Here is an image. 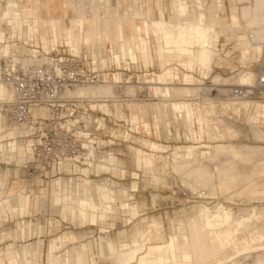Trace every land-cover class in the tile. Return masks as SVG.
I'll list each match as a JSON object with an SVG mask.
<instances>
[{
    "label": "rangeland",
    "instance_id": "374dc122",
    "mask_svg": "<svg viewBox=\"0 0 264 264\" xmlns=\"http://www.w3.org/2000/svg\"><path fill=\"white\" fill-rule=\"evenodd\" d=\"M80 1H83V0H68L69 7L71 9L70 17L73 16V13H76L75 16L82 19L83 15L86 12L85 11L86 8L89 10V11H87L89 17L93 16L96 13L97 8L88 7V5L86 3L84 5L83 12H81V9H77V7L75 5V2L80 3ZM204 1H205L207 12H210V6L215 2V0H204ZM102 2H104V3H102ZM189 2H191V0H189ZM225 2H226L228 9H227V12L225 14H223V17H225L227 22L232 21L234 23H233V26H229L228 28L225 29V31H227V30H229V31H227V33L225 35H222L221 40L218 41V43L216 42L217 45L214 46V48L217 51L219 50L218 51L219 53H217L218 55H216V61L214 62V69L212 71V74L209 77H206L204 75V72L202 71L203 68L200 64L196 65L194 68H190V69H184L182 67L184 69V72H185L183 77H181L180 74L178 73V78H181L184 81H187L188 78H192L195 80V82L200 83L201 86H207L208 89L206 91L207 92L206 96H208V92L210 90H212V88H215V89L217 88L218 90L220 89V92H221V91H225V89L231 88V86H233V84L236 85L235 84L236 82L234 81L235 79H233V78H235L234 75H236L238 72H240L242 70H246V71L248 70L250 72L256 73V64L253 63V62H255L256 57H252L250 60H249V58L248 59L243 58V55H244L242 53L243 50L239 46H237V48H239V49H238V51H236V55H234V61L230 60V62H229L228 59L225 58L224 55L220 52L219 48H220V45L223 44L222 42H232L233 44H235L236 43L235 41L237 40V39H235L236 34L246 33V29L243 26L244 21L240 17V10H241V7L243 5L250 4L248 1L239 2L237 0H225ZM117 3H118L117 0H102L101 1L102 6L99 7V11H100V14H103V15H101L102 17L104 15L107 16V19H106L107 23L111 22L110 19L115 18V16L112 15V13H110V14L108 13L107 9L112 5L115 7V4H117ZM122 3H123V0H122ZM35 5H36V2H35ZM35 5L33 7H35ZM113 9H112V12H113ZM189 10L193 11L192 5L189 6ZM232 10L236 12L235 15H232ZM113 22H114V20L111 23H113ZM84 26H85V24L82 20L77 24L72 21L71 24L69 25V34H68L69 37L70 36L72 37V39H66V35H63L64 40L60 39L59 42L60 41H62L63 43L68 42V44H67L68 46H69V43L72 46L74 44H76V46L79 48L81 42L85 41V39H82L80 41V39L78 37L79 33L84 34L83 33V29H84L83 27ZM215 26H217V25H215ZM217 27L219 28V26H217ZM222 27H223V25H222ZM231 27H234L235 30L232 31ZM46 31H48V33H49L51 30H50V28L46 27ZM99 33L100 32H98V34ZM60 34H62V33H59V38H60ZM99 36H101V33L99 34ZM134 38L135 37H133V39L130 40V42H134ZM142 39H144L145 41H149L146 37H142ZM113 43H114V48L111 49V46H110L111 41L108 42L109 47L104 46L105 43L102 42V46L104 47L103 49L105 50L104 51L105 55L103 57L104 59L110 58V60H112V53H111L110 49L111 50L114 49L115 52H119V50H117V47L115 46L116 42L113 41ZM44 44L48 45V43L47 44L44 43ZM223 45H226V44H223ZM194 46L198 47L199 42L196 41V44ZM5 47H6L5 52L7 54L8 52H10L11 46H10V44H7ZM179 47H181V46H179ZM234 47H235V45H234ZM25 52H26V49H25ZM255 53H256V51H255ZM166 56L167 57L177 56L179 58H182V60H179V62L184 61L186 59V56H179L178 54L166 55ZM166 56L163 58H167ZM241 57L244 60L247 59V61L245 60L247 65L245 64V62L243 65L241 64V62H240V61H242ZM1 58H0V60H1ZM250 66H251V68H250ZM176 67H177V70H179V68L181 69V67L178 65ZM194 72H196V74L199 73V75L201 74L202 77H200L197 80L195 78ZM159 73L160 72H157V74H159ZM218 74L223 77V80L225 78L224 83L220 82V83L215 84V82L212 81L214 76L218 75ZM153 79H154L153 82L155 83L154 85L156 86V89H157V86H160L161 82H157L155 78H153ZM226 79L228 80L227 83H226ZM113 81L120 82L122 80H114L113 79L110 82H113ZM153 82L150 81V83H153ZM106 83H108V82H106ZM105 84L103 83V85H105ZM132 84L130 83V85H132ZM225 84H227V85H225ZM128 85L126 84L127 87H128ZM135 85L137 86V84H135ZM99 86L100 85H97V86H94L93 88L94 89L96 87L99 88ZM164 86L165 87L163 89L165 92L163 91L164 94L163 93L162 94L165 97H168V95L169 96L172 95L173 98H178L179 101L187 100V99L200 98V96H198L197 94L192 95V97H187L183 93H181V94L177 93L172 88L168 87V85H164ZM85 87L88 88V86H85ZM127 89L130 91L129 88H127ZM135 89L138 91L140 90L139 87H136ZM126 90H125V92L127 93ZM129 91H128V94H130ZM136 92L137 91H134V94ZM121 93H122V90H118V93H117L118 96H115V97L113 96L114 98L113 97L105 98V100H107L108 103L110 104V109L113 112V113L111 112V114H106L102 110H99L97 108L94 109L92 107V109L95 110V113L93 114V118L97 117L99 122H103L104 117H105V126L107 129L106 133H109V134L113 133L114 135L121 137V139H120L121 142L117 141V143L115 145H112L110 148H107V151H109V152H115L116 151L115 158L120 159L119 163L116 162V164H118V166H119V169H115L113 171H110L112 173L108 174V175H106V174L101 175L100 177H97V178H95L94 176L91 177L94 180V182H96V183H102L104 181H109L110 185L112 184L114 187H118L116 189L120 193V197L118 198V200L113 202V203H110V201H109V203L104 202V206L110 205L107 209L113 211V213H107L105 211L106 207H104V208L101 207L98 210V212H96L95 214H89L88 213V214H85L81 217L79 207L76 206L78 203V199H79V196L77 195V188L79 185L85 187L86 185L88 186L90 183H94L92 180H90L86 176L83 177L82 180H81V177H79L80 175L77 176V178L74 176L65 175V174H63L59 177L54 176V177H52V180L49 181V183L46 187L47 182L45 180L43 181L42 178H40L39 176H35V175L30 176V175L24 174V173H22V171H20V172H18V174L15 177H12L11 179H12V181L13 180L17 181L19 183V186H21V185L27 186L26 190L29 193H32V190H30V188H32V189L36 188L37 193H39L41 188H46L44 190V192L42 193V195L39 197L41 199L42 208L40 205L39 211L33 210V212L31 214H28V215H26L20 219L13 217L12 214H9L6 218H3V219L0 218V230L5 229L8 232L12 231L14 233L15 229H20V226L18 224L19 221H21V224L24 225V222H22V221H25V220L28 221L31 219L30 216H33V217H37V220H33L34 222H36V223H34L33 228H34V234H35V236H37L38 234L36 232H37L38 225L44 224V218L45 217H51V218H53L54 221L56 220L57 224H62V230L60 231L59 234H57L53 238H58L60 236H73V237H75V239H70V240H67L65 242V245H64L63 249L61 250V253H64L66 249H70V256L73 257V254H74L73 251L77 250L76 257H74L75 264H85L88 261V253L93 251L90 247L91 242L83 245V247L80 246L81 243H87L90 240L87 237L86 231L91 230L92 227L89 224L83 227V225H85L89 219L91 220L92 217L100 216V215H107V214H111V215L122 214V215H125L128 217L132 216L133 218H135V217L139 216L141 213V215L134 221V223L131 224V226H133L132 229L135 231V233H142L145 231L148 232L149 230H151L148 225H149V221L152 217L153 218L159 217L160 223H162L164 225V227L162 226V229L164 231V236H163L164 239L161 240L163 238L162 237L161 239L157 240V242H156V239L153 238L152 240H150L148 242V246H150L151 244L158 243V241L159 242L162 241V243H163L166 241V236L172 235L173 233H175V235H176V233H177L178 238H181V240L178 239L179 244L180 243H182L181 245H185V243L190 244L189 240L190 241L192 240L191 242H193V244H195L194 245V251L196 252V254H195L196 256L194 258L195 262H192V263L193 264H199L200 263L198 261L199 254L205 252L206 247H205V245H203L201 243L196 244L195 234L192 231H190L188 228V219H189V217H191L193 215L195 210L200 209L203 207V205H207V204L206 203L200 204L198 202L186 203L181 196H175L176 199H179V202L181 204H176L174 207H170L167 201L169 199L174 198V196H172L173 187H180V186L184 185L190 189H193V187L195 186L196 187L195 190L205 189V188L207 190L209 188V187H206L208 185H206L204 183H203L204 185L203 184L201 185L200 183H198L195 180L194 177L187 175L188 170H189V172H191V170L193 172V168H194V173H195L200 167L201 169H203L202 172L200 171L201 175L204 174L203 177H206L205 179L207 180V182L208 183L211 182L215 186V187H212L213 185L211 186L215 190H213V191H210L209 189L207 190L209 192V195L214 199V202L212 204L207 205L208 207L215 209L217 207V205H222L223 207H225L228 210L232 209L231 211L234 212L235 214H238V215H242V214L243 215H249V214H251V210H252V212L258 211V210L264 212V176H262L263 177L262 178L261 176L256 175V174L260 173L259 170L263 169L264 161L262 159H260V157L259 158H257V157L256 158H247V159L245 158L246 160L240 159V161H239V159L237 160L232 156H230V157L228 156L227 158H226V156H223L222 158H220V156H218V158H219L218 159V158H216L217 156L215 155L217 153L216 147L219 144H231V145L242 146V147L244 146L246 148H249L250 146H251V148L252 147L264 148V99L263 100L262 99L256 100L252 105L250 104V106H249V104H241V106H247L248 108H245V110L243 111L244 112L243 116L240 119H235L232 117H228V118L224 117V118L230 120L231 123L235 124L238 127V129L239 128L241 129V130H239L238 135H236V134H235L236 136L234 135L235 137L231 136L228 138V135H227V132L225 129L226 122H221L222 124H221L220 128H218V132L222 136H224L225 138L216 139L214 137V135L212 136L210 134H209V136H210L209 137L207 134L208 133L207 128H206V132H204L202 134H198L197 136L193 135V133L194 134L196 133V130H199V127L196 125L197 123L195 122L193 115H190L186 121L188 123H186V129L187 130L185 132L184 128L182 127V125L178 121V119L175 120V118H174L175 117V111L169 112V110H168L167 113L165 114V116L159 117L160 134H161V140H159L158 134H155V130L153 127V120L150 116V113L145 114L146 116H144V118L140 116L141 121L144 119L145 121L151 122L152 128L150 127V130H147L146 132H144V127H142V125H143L142 122L140 123V125H136L132 122V110L127 105V103L136 102V101L135 100H133V101L126 100V96L123 93H122L123 94L122 95ZM178 94H180V95H178ZM118 100H119V102H121L123 104L122 109L125 112L126 118H120L119 113L117 112V101ZM95 101L96 100L93 99V101L91 103H93ZM195 105L199 106L198 104H195ZM113 106L116 107V110ZM197 110H199V109H197ZM208 110H211L210 104L206 105L203 108L204 112H206ZM102 112L108 116L104 115ZM211 114H216V116L222 117L221 111H220V105H217L215 111L212 112ZM211 114L209 115L210 116L209 117L210 122L217 123L216 119L218 120L220 117L215 118ZM101 116H103V117H101ZM166 121H169V123H170L169 126L166 125ZM255 123H259V125H261L260 129L262 131L260 133L263 132V135L261 134L262 137H261L258 130H257V132L255 131V134H254L253 130L257 129V127H260V126L252 127V126H255ZM218 125H220V123H218ZM29 127H30V124H25V125L19 126L18 128H9V131H11V132L16 131V133H17V137L7 136L10 138H13V141H14L13 144L10 145V147L11 146L14 147L17 143H19L18 141H22V143H25L26 146L28 145V141L24 140V136L26 134V131L29 130ZM88 127H91L90 122L88 123ZM4 129L5 128H3V126L0 124V136H1V138L6 134L5 132L3 133ZM192 131H193V133H192ZM2 133H3V135H2ZM128 133L132 134L133 136L151 139V140L156 141L158 143H162L167 147V152H164V153L163 152H156L155 149H157L158 147H156L154 145L151 147L152 150H149L148 147L142 145L140 142H134V140H132V139L127 140ZM178 133H180V135ZM186 137H188V138H186ZM2 139H0V141ZM25 139H27V138H25ZM0 143L2 144L3 142H0ZM109 143L112 144L114 142L113 141H111V142L106 141L103 144L106 145ZM1 144H0V160L6 161L7 159H11L14 157L15 159H17V160H14V163H16L17 165L12 166V165H7V164L6 165L0 164V180H1L0 181V184H1L0 187L6 185L7 181H8L4 169H8V168L18 169L19 168L18 162H20V161H18L19 158L17 156L15 149H14V151H15L14 152L13 149L8 148L7 144H6L5 148L2 149ZM129 145H134L136 147L142 148V149H144V151L147 150L148 152H153L157 155V157L159 155H163L164 157L168 158L169 163L167 165H165L161 158H157L156 164H155V167L153 170H151V171L148 170V169H151L148 167H147L148 169H145L146 166L144 165L143 168L145 169L146 172H148V173H146L144 170L138 169V167L136 165V158H135L134 153L137 154V152H138L137 148L131 146V149H130ZM181 145L182 146H197V147L202 146V145H207V147L202 146L200 148H197L194 155L191 156V157H193L192 160H190L191 159L190 157H189V159L187 158L188 156H186V152L184 151L185 149L184 150L182 149L180 151L181 155L179 156V158L182 157L181 159H179L178 157L175 158L174 154H175L176 148L178 146H181ZM27 148H28V152H32L31 147H27ZM202 150L205 152L207 150L210 153L212 151L213 154L207 153V156L209 155L208 160L207 159L203 160L202 158H207V157H205L206 155L205 156L202 155L203 157L201 156V153L203 152ZM117 152L121 153L122 156L117 155ZM142 153H143V151L140 153L141 164L143 163L142 162ZM171 153H172V155H171ZM182 153H183V155H185V158L188 160V162L190 160V163L186 162L187 160L184 158ZM211 155H213V156H211ZM108 156L109 155L106 152L105 158H107ZM209 157L210 158L212 157V159H209ZM213 157H215V158H213ZM174 159H176L177 161L176 160L175 161L179 163V164L177 163L178 164L177 166H176V164H174L175 163ZM182 159H183V161H182ZM140 160L138 161L139 163H140ZM179 160H181V162ZM11 162H13V161H11ZM180 163H181V165H183L182 168L180 167L181 166ZM258 163H259V165H257ZM111 165H112V163H111ZM256 165L259 166V167H257V170L259 168V170H258L259 173L255 169ZM142 166H143V164H142ZM216 166H217V168H216ZM239 169L241 170L240 172H239ZM105 170L109 171L110 168L105 166ZM122 171L123 172L126 171V173H123ZM134 171L139 172L140 176L138 178H134V176L132 175V172H134ZM242 171L244 172L243 177L245 179H243V180L241 179L242 182H240L241 180L238 181V186H236L237 184H235L234 186H232V188H228L227 186L225 187L226 183L229 180H230L229 182H231L233 177L236 176V178H237V174L241 173ZM65 172L69 173V169L66 168ZM243 172L241 174H243ZM251 172H252V176H250ZM161 173H162V176L160 175ZM153 174H155L156 176ZM205 174H206V176H205ZM85 175H87V174H85ZM252 177L258 178L256 180H258L259 181L258 183H260V184H257V187H254L256 185H252V186L249 185V182H250ZM191 178H193V180ZM58 179H62V181H63V186L61 189L63 194H72L70 201L74 204H73L72 210L69 211V214H68V211L65 209L64 205L61 204V202H60L61 197H62L61 194H59L57 196L51 195V194L49 195V189L51 188V183H53L55 180H58ZM189 179H191V180H189ZM134 181H138V190L135 192L136 197H135V194L131 191V187H130V185L134 184ZM190 181L192 184L190 183ZM192 181L194 182V185H193ZM221 184H225V185L223 186ZM190 185L192 188L190 187ZM30 186H32V187H30ZM223 187H225V188H223ZM246 187H247L248 191L245 189ZM234 188H236V189L234 190ZM85 192H87V191H85ZM132 193L134 194V198L130 199V194H132ZM213 194H215V195H213ZM21 197H22L21 195H16L13 197V201L16 203ZM160 200H161V202H160ZM86 203L89 206L90 203L88 201ZM134 204L138 205L137 206L138 211H139L138 214H133V212H132L131 205H134ZM35 206H36V204H35ZM253 209H254V211H253ZM15 213H16V215H19L20 210L16 209ZM63 215H64V217H63ZM143 217H146L143 219V223L140 224V226H138L136 229H134L135 224L141 223V219ZM171 218L172 219L175 218L174 221H175L177 229L173 230V228L170 226V219ZM255 218L256 217H254V219H252V222H249V225L250 224L256 225L257 229L258 230L260 229L259 231H261L263 233L264 232V218H260V219L259 218L255 219ZM63 220H65L66 223L63 222ZM93 220H95V219H93ZM52 226H53V223H51V227ZM244 227H246V228H244ZM246 229H247V226H243L241 231H245ZM153 230H155V229H153ZM43 231L44 230L42 228V233H40V235L43 234ZM31 234H32V230L29 231V235H31ZM257 234H259V233H257ZM257 234H254V236H251V234H250V236H249V239H251L250 241H252V243L254 245H258V246L260 244H264V238L262 240H260L259 237H255V236H257ZM183 235L188 236L190 238L188 240L183 241L182 240L184 237ZM10 236H11V234H10ZM9 237H7V238H9ZM7 238H6V240L4 239L5 241L0 243V248H4L6 250L7 245L14 241L13 239H7ZM53 238H49L48 241L43 240V238H41V240L44 242V244L41 245V249L44 247L48 248L49 242ZM147 239H149V235L145 239V241ZM36 240H39V239L37 238V239H34L32 241L18 242V243L19 244H29V243L36 241ZM102 240H105V239L102 238ZM74 245H76L75 248H74ZM130 245L131 244L127 243L126 246L123 245L121 249H118V248L117 249L122 250L124 248L129 247ZM16 247L19 248L20 252L23 251L24 248H28L31 250L30 245H23V246L15 245V248ZM84 248L86 249V253H85L86 261L80 262L79 252H80V250H82ZM51 250H52V247H51ZM235 250L237 251V248L229 249L228 252H226V253L229 257L230 256H232V257L236 256V258H234L233 261L228 260V262H227L225 257L227 258L228 256L225 253L226 256L224 257V260H223L225 262L223 264H232L233 262H237L238 264H257L259 260L264 258V254H263L264 250H261L262 252L259 251L260 253L257 252L258 254L255 251L254 252L252 251L251 253L248 254L249 258L246 257V254L237 257ZM109 255L111 257L110 253H109ZM19 256L20 255L16 254V257L11 259L13 264H19L18 263ZM63 256L65 258H67L65 253L63 254ZM223 256H224V254L221 255V257H223ZM112 257L113 258L116 257L117 262L119 264H123L119 260L118 255L116 256V254L115 255L113 254ZM211 259L212 260L209 259V261L207 260V262L210 263L213 260L215 262V260H216L215 258H211ZM244 259H246V260H244ZM240 261H242V262H240ZM138 262H136L134 264H138ZM6 264H10V262H7ZM186 264H190V263L188 262Z\"/></svg>",
    "mask_w": 264,
    "mask_h": 264
},
{
    "label": "bare ground",
    "instance_id": "6f19581e",
    "mask_svg": "<svg viewBox=\"0 0 264 264\" xmlns=\"http://www.w3.org/2000/svg\"><path fill=\"white\" fill-rule=\"evenodd\" d=\"M101 1L102 0H83V1H80V3L75 2V5L78 6L79 8H83L85 3L88 5V7L97 8L96 13L91 17L88 16L87 11H89V10L87 8L85 9L86 20L89 22L88 23L89 37L93 41L96 40V31L91 30V29H92V26L96 23V17L103 18V19L107 18V16L104 15L102 17L101 15H103V14H100L99 7L102 6ZM117 1H118V3L116 5L121 10L122 0H117ZM237 1H239V2L248 1L250 4H246V5H243L241 7L240 17L244 21L243 26L246 29V33L236 35L235 39H237V40L235 41L236 42L235 47L239 46L243 50V52H242L244 54L243 58H247V59L249 58V60H250L252 57H256L255 61H257L259 58V49L260 48L258 45H256L253 42V40L259 41V40L264 39V0H237ZM35 2H36L35 6H37L39 9H41L44 12V14L51 12V10H54L55 9L54 6H57L59 2H62V4L65 6L64 8H65L66 14L68 12V6H69L68 0H35ZM102 3H104V2H102ZM173 4L176 8L175 14L178 17L177 22H175V23L169 22L163 17L157 21H154V23H153L154 29L157 32V36H159L163 42V45L160 47V51L167 52L169 54H178L181 56H186V60L184 62H180L179 64L181 66H183L184 68L188 69V68L192 67V65L196 62V52L194 50V47H195L194 45L196 44V41H198L200 46L204 49V52H203L204 53L203 68L206 72V77H209L212 74V71L214 69V62L216 60V55H218L217 53H219L218 52L219 50L217 51L214 48V46L217 45L216 42L218 43V41H220V36H221L222 30L220 28H218L217 26H215L214 24H212L213 22L211 23V20L213 21V18L211 19V17L208 16L204 0H191V2H189V0H173ZM190 5H192L193 11L189 10ZM26 8H31V10L34 9V7L33 6L31 7L30 5L27 6ZM210 9H211V12L213 13V15L216 17L215 18L216 21L219 22L220 19L223 18V14H225L227 12V5H226L225 0H215V2L210 6ZM22 11L23 10L20 8V4H18L15 1H9L7 5H3L0 3V58L2 56L9 55L13 52V50L11 49L12 48L11 45H10L11 46L10 52H8L7 54L5 52L6 51L5 46L7 44H9V43H7V41H8L7 31L8 30H7V28H5V24L16 27V25H19L20 23H24V21L27 18H29L30 14L29 13L24 14ZM62 14H64V13H62ZM163 14H164V12H163ZM76 18L80 21L81 20L83 21L85 19L84 17L82 19H80L79 17H76ZM49 20L55 24V28L56 27L58 28V26H61L63 22H69V18L58 17L55 15H52L49 18ZM35 29H37V28L35 27ZM231 29L234 30L235 28L231 27ZM46 34H48L49 39L51 38V36L52 37L54 36L55 39L57 41H59L57 34H54L52 31H50L48 33V31H46V29H45L44 33L41 34L44 43H46V44L48 43V38H46ZM70 39H72L71 36H70ZM69 46L74 51H77L70 43H69ZM147 46H148L147 42L143 41L142 53L144 56L150 55V51H149ZM179 46H181V47H179ZM223 46H225V45H223ZM255 51H256V53H255ZM26 52L31 53L32 50L26 49ZM243 58H242V61L244 60ZM247 59H245V60L247 61ZM245 60L243 62L240 61L242 65L244 64V62L247 65ZM123 61H126V58L124 56L122 57V62ZM120 65H121V61H120V63H118V66H120ZM250 68H251V66H250ZM234 76H235V78H233V79H235L234 81L236 83L234 81L233 82L236 85H248V84H251L255 80L256 74H255V72H250L248 70L247 71L242 70ZM121 77H122V75H121ZM150 81L153 82L154 79H152ZM212 81L215 82V84L220 83V82L224 83L225 78L223 80V77L218 74V75L214 76ZM227 81L228 80L226 79V83H227ZM123 82H124L123 78H122V81H120V82H115V81L109 82L108 81V83H106L107 85L104 83L105 85L102 84V85H100L101 87L99 86V88L96 87L95 89L93 88L94 87L93 85H88V88H86L85 86H81V87H78L74 90L68 91L67 94L70 96H80V97H87V98H91V99H93V98L99 99V100L91 103L92 107L94 109L97 108L99 110H102L106 114H111L112 111L110 109V104L108 103L107 100H105V98L118 96V94H117L118 91H117L116 87L118 86V84L123 83ZM225 85H227V84H225ZM95 86H97V85H95ZM135 86H136L135 84L134 85L129 84L128 87L125 86L126 89L129 88L130 91L127 89L126 90L127 93L125 92V90L122 93L127 94V95H133L134 91L138 92V90L135 89L136 87H138V85L136 87ZM150 86H153V85H150ZM164 87H165L164 85H162V86L160 85L159 93L164 94V92H165L163 89ZM168 87H171L177 93H180V94L183 93L184 95H188V96H192V95H196V94L198 96L205 95V94H207L206 91L208 89V87L200 86L199 84H195V85H193V84H180V85L169 84ZM227 90H229V89H225V91H227ZM128 91L130 94H128ZM180 94H178V95H180ZM11 97H12V92L8 88H6L4 85L0 84V101L8 100ZM207 102H208L207 104H210L211 110L204 112L203 110H199V111L196 110V108H194V106H193L194 110L191 109V107L189 108V106H191L190 104L193 105L194 102L191 103L187 100H183L181 102L182 111L184 113L183 116L188 119L190 115H194L195 122L197 119L199 130H196V133H195L196 136L198 134H202V133L206 132V128H207L208 136L210 134L212 136L214 135V137L216 139L225 138L224 136H222L218 132V128H220L221 125H218V123H212V122H210V119H209V115L212 112H214L216 107H217V102L213 101V100L207 101ZM249 103L250 102H234V101H223V100L219 101L221 116L223 117V118L220 117L219 119L222 122H226L225 129H226L228 138L231 136L233 137L235 134L238 135L239 130H241V129L240 128L238 129V127L235 124L231 123L230 120H228L224 117H231L233 114V111H235V110L238 111L239 113L243 114L244 113L243 111L245 110V108H247V106H241V104H249ZM106 114H104V115H106ZM35 115L37 116L38 112H35ZM95 118H96V121L98 123H100L98 121L97 117H95ZM187 119H186V121H187ZM257 126H260V127H257ZM252 127H257V129L253 130L254 134H255V131L257 132V130L259 131V133L262 131L260 129L261 125H259V123H255V126H252ZM11 134L14 137H17L16 131L12 132ZM261 134L263 135V132L260 133V135ZM262 135H261V137H262ZM18 142L19 143H17L14 147L8 146V148L15 149L16 153L19 157L29 155L27 147H30V143L28 142V145L26 146L25 143H22V141H18ZM202 146L207 147V145H202ZM202 146H199V147H197V146H182V145L178 146L176 148V151L174 150L175 151V154H174L175 158H177V157L179 158V156L181 155L180 151L182 149L183 150L185 149L184 151L186 152V156H188L187 158L189 159V157H190L191 158L190 160H192L193 157H191V156L194 155L197 148H200ZM216 151H217V153L215 154L217 156L216 158H218V156H220V158H222L223 156H226V158L228 156L229 157L232 156L237 160L239 159V161H240V159L256 158V157L259 158L260 157V159H262L264 161V148H256V147L251 148V146L249 148H246L244 146L242 147V146H236V145H231V144H219L216 147ZM207 153L209 154L210 152H208L206 150V152L203 151L201 153V156L206 155L205 157H207V158H202L203 160L204 159L208 160L209 155L207 156ZM210 154H213L212 151ZM171 155H172V153H171ZM182 155H183V153H182ZM183 156L185 158V155H183ZM211 156H213V155H211ZM28 157L30 158L31 156L29 155ZM111 158L113 159V158H115V156L110 155L109 157L105 158V162L109 166H111V162H110ZM157 158H161L165 165H167L169 163L168 158L164 157L163 155H159L157 157V155L153 152H148L147 150L143 151V153H142L143 167L145 165L146 166L145 169L151 168L148 170H150V171L153 170L155 167ZM181 158L182 157H180L179 159H181ZM213 158H215V157H213ZM209 159H212V157L211 158L209 157ZM175 160L176 159H174V161ZM190 160H189V162H188V160L186 162L190 163ZM176 161L174 164H176V166H177L179 163ZM179 161L181 162V160H179ZM182 161H183V159H182ZM180 165H181V163H180ZM257 165H259V163ZM257 165L255 166L256 170H257V167H259ZM180 167L182 168L183 165H181ZM66 168H68L66 165L62 166L61 171L65 172ZM216 168H217V166H216ZM200 169L201 168L199 167V169L195 173H194V168H193V172H192V170H191V172H189V170H188L187 175L194 177L195 180L198 183H200L201 185L203 183L208 185V186H206V185L205 186L209 187L208 189L210 191L215 190L212 188L215 186L211 182L208 183L207 180L205 179L206 177H203L204 174L201 175V172L203 169H201V170ZM263 169H264V167H263ZM263 169H261L262 170L261 171L258 168L260 173L258 172V170H257V172L260 175L259 174H256V175L261 176V177L264 176V170ZM240 171L241 170L239 169V172ZM69 172H70V169H69ZM80 173L94 182V180L90 177L91 169L89 167H84V168L80 169ZM123 173H126V171H124ZM241 173L237 174V178H236V176L233 177V179L231 178L232 179L231 182H229L230 181L229 180L226 183V185L225 184H221V185H223V186L225 185V187L227 186L228 188H232V186H234L235 184H237L236 186H238V181H240L241 179L242 180L245 179L243 177L244 172H243V174H241ZM85 174H87V175H85ZM153 175H155V174H153ZM205 176H206V174H205ZM250 176H252V172H251ZM82 178L83 177H81V180H82ZM252 178L249 182V185L250 186L256 185L254 187H257V184H260V183H258L259 181L256 180L258 178H256V177H252ZM191 179L193 180V178H191ZM191 179H189V180H191ZM242 180L240 182H242ZM94 183H96V182H94ZM190 183H191V181H190ZM193 185H194V182H193ZM110 187H112V188H110L111 198L113 201H117L119 198V195H120L118 190H116L118 187H114L112 184ZM190 187H191V185H190ZM225 187H223V188H225ZM236 188H234V190ZM195 189H196V187L194 186L193 190H195ZM245 189L247 190V187ZM205 190H206V188H205ZM93 194H94V198L98 202V204L102 205L103 200H104V195H103L102 190L100 188H96L94 190ZM213 195H215V194H213ZM92 207L95 210H97L95 205H93ZM132 210H133V214H137V209L135 207H133ZM231 210L226 209L222 205H217V207L215 209L210 208L207 205H203L202 208L195 210L193 215L191 217H189L188 228L190 231H192L195 234L196 244L201 243V244L205 245V247H206V251L199 254V258H198V261L200 262L199 264H223L225 262V261H223L224 257L227 255L226 252H228L229 249H233V248H237V251L235 250L237 257L246 254V257H248V258H249L248 254L251 253L252 251L253 252L255 251L257 253L261 250H264V244H260L259 246L254 245L252 243V241H250L251 239H249L250 234H251V236H254V234H257V233H259V234H257V236H255V237H259L260 240H262L264 238V232L262 233L261 231H259L260 229L258 230L256 225H254V224L249 225V222H252V219H254V217L259 218V219L264 218V212L259 211V210L254 211V209H253L254 212H252V210H251V214H249V215H243V214L238 215V214H235L234 212H232ZM174 219H172V218L170 219V226L173 228V230L177 229ZM148 226L150 227L151 230H149L148 232H146V231L142 232L140 235H137L133 239L132 246L129 249L124 250L122 252H113V250L110 248V241L109 242H102V244H101L102 254L104 255L105 250H106L107 251L106 254L109 256V252L111 251L112 252V253L110 252L111 257L113 254L114 255L116 254V256L118 255L119 260L123 264H131L133 262H136L138 258H140L139 264H186L188 262L191 264L192 262H195V260H194V258L196 256L195 255L196 252L194 251V245L195 244H193V242H191L192 240L191 241L189 240L190 244H188V243L186 244L185 242H184L185 245H181L182 243L179 244L178 239L181 240V238H178L177 233H176V235H175V233L170 235V238L163 243H162V241L161 242L158 241V243L151 244L150 246H147L148 242L150 240H152L153 238L156 239V242H157V240L161 239L164 236V231L162 229V226L164 227V225L162 223H160L159 217H157V218L152 217L149 221ZM243 226H247V229H246L247 231L246 230L241 231ZM244 228H246V227H244ZM153 229H155V230H153ZM148 235H149V239H147L145 241L146 236H148ZM139 236L142 238V240L140 238H138ZM183 236H182L183 241L188 240L190 238V237L185 236V235H183ZM163 239H164V237L161 240H163ZM94 246H96V245L94 244ZM15 251H16V253H18L17 248L15 249ZM225 253H226V255H225ZM222 254H224L223 257H221ZM211 258H215L216 259L215 262H214V260L212 261L213 263L207 262V260L209 261V259L212 260ZM234 258H236V256L235 257L234 256L233 257L228 256L227 258L225 257L227 262H228V260L233 261ZM246 259H244V260H246ZM27 261H29V258L27 259ZM66 261H67V258L62 256V254H61V257L59 258V263L60 264H66ZM240 262H242V261H240ZM232 264H238V263L233 262ZM257 264H264V258L259 260Z\"/></svg>",
    "mask_w": 264,
    "mask_h": 264
},
{
    "label": "built area",
    "instance_id": "2783aa9c",
    "mask_svg": "<svg viewBox=\"0 0 264 264\" xmlns=\"http://www.w3.org/2000/svg\"><path fill=\"white\" fill-rule=\"evenodd\" d=\"M9 1L20 4L22 12L29 13L30 16L16 27L5 24L8 30L7 43L12 46L13 52L0 60V84L12 92V97L0 101V124L5 129L30 124L24 136V140L30 143L32 150L31 157L26 161V165L29 166L28 174L42 179L59 177L63 174L77 178L79 175L85 177L80 173V169L84 167L91 169L90 177L97 178L111 174L110 171L119 169V166L107 165L105 155L106 152L109 156L116 155V151L109 152L107 148L115 145L121 137L106 133V126H100L96 118H93L95 113L91 105L93 99L70 96L67 92L81 86H95L112 81L114 74L118 72L124 82L118 84L117 91L123 92L126 90V84L130 83H135L140 88L134 95L123 93L126 100L136 102L168 100V103L162 107L161 116H165L168 110L174 111L169 102L173 97H165L158 93L156 87L150 86L154 85V82H149L155 73L144 68L140 75L131 69V61L122 63V66L114 62L115 73L109 74L107 78L104 73H100L96 59L86 53L83 54L81 50L74 51L66 43L60 44L54 36L49 39L46 34L48 46L45 47L41 33L35 29L32 10L26 8L29 5L34 6L35 0H0V3L7 5ZM253 42L260 48L259 58L253 62L256 64L255 80L248 85H233L227 91L220 92V89L213 88L208 92V96L193 99L194 108L203 110L208 105L207 101L212 100L220 105L221 100L253 104L256 100L264 99V39ZM222 43L226 45H220V52L229 62L234 61V55L239 48L234 47L235 44L232 42ZM25 48L31 49L32 52H25ZM35 112H38L37 116ZM177 113L178 121L186 132L187 118L182 116L181 112ZM211 115L215 118L220 117L216 114ZM154 116L159 121V115ZM89 122L91 127H88ZM216 122L222 124L220 119H216ZM196 123L198 126L197 119ZM153 127L157 134L154 120ZM146 131L144 128V132ZM158 139L161 140V136ZM106 141L114 143L104 145ZM117 155L122 156L119 152ZM64 165L70 169L69 173L61 171ZM105 166L110 170H105ZM172 190L174 198L167 201L170 207L181 204L175 196H181L186 203L198 202L210 205L214 202L205 189L193 190L182 185L173 187ZM30 218L31 221L37 220V217L30 216ZM47 219L51 226V223H54L53 218L47 217ZM63 222L66 223L64 220Z\"/></svg>",
    "mask_w": 264,
    "mask_h": 264
},
{
    "label": "crops",
    "instance_id": "0c3cea01",
    "mask_svg": "<svg viewBox=\"0 0 264 264\" xmlns=\"http://www.w3.org/2000/svg\"><path fill=\"white\" fill-rule=\"evenodd\" d=\"M116 3V2H115ZM56 5V4H55ZM61 7H60V6ZM65 6L62 4V2H59L57 6H54V10H51V12L45 13L39 9L37 6L34 7V9L32 10V17L35 21V27L39 30V32L42 34L44 33V30L47 28H50V30L54 33L57 34L58 38H59V33L60 34V38L59 40L63 39V35H66V39H70L69 37V25L71 24V22H75L76 24L80 22V20H78L75 15L76 13H73V16L70 17V7L68 6V12L66 14L65 12ZM77 9H81V12H83L84 7L83 8H79L78 6H76ZM107 7V6H106ZM61 8V9H60ZM113 12H112V9ZM228 9V8H227ZM108 13H112V15L115 16V18L110 19L111 22L114 20L113 23H107L106 19L103 18H98L96 17V23L92 26L91 30L96 31V40L93 41L91 40V38L89 37V30H88V21L86 20V12L83 15V17L85 18L83 20L85 26L83 27V33L85 34H81L79 33L78 37L80 39V41L82 39H85V41L81 42L79 48L76 46V44H74V48L79 52L81 50V52L84 54H88L89 57H92L93 59L97 60V66L99 68V70L101 71L100 73H104L105 76L108 78L109 74L115 73V67H114V62L120 63L121 60V65L124 62H129L131 61V69L134 72L139 73L140 75H142V72L144 71V68L151 70L152 72H154V77L156 79L157 82H161V85H168L169 84H199L195 82L194 79L192 78H188L187 81L182 80L181 78H178V73L180 74L181 77L184 76V68L183 66H181L179 63L180 62H184V61H180L182 60V58H179L177 56H173V57H167L166 55H175V54H169L167 52H163L160 51V47L163 45V42L161 40V38L159 36H157V32L154 29V21H157L161 18H165L167 21L175 23L178 20V17L176 16L175 12H176V8L173 4V0H123L122 3V8L121 10L117 7V5L115 4V7L112 5L110 6L108 9ZM62 11V12H61ZM121 11V12H120ZM164 12V14H163ZM52 13V14H51ZM64 13V14H62ZM208 16L211 17V19L213 18V21L211 20V23L214 25L219 26V28L222 30L221 32V36H220V40L222 35H225L227 33V31H225L226 28H228L229 26H233L232 21L227 22V20L225 19V17H223L222 19H220V21H216V17L213 15V13L211 12H207ZM49 14V15H48ZM236 12L232 10V15H235ZM58 16V17H67L69 18V22H63L61 26H58V28H55V24L49 20V18L52 16ZM122 15V16H121ZM215 21V22H214ZM223 25V27H222ZM46 26V27H45ZM235 30V29H234ZM232 30V31H234ZM98 32L101 33V36H99ZM238 35V34H236ZM85 36V37H84ZM134 38V42H130V40H132ZM142 37H146L149 41L147 42V47L150 51V55L149 56H144L142 53V43L143 41H145L144 39H142ZM64 40V39H63ZM111 41V49L114 48V42H116L115 46L117 47V50H119V52H115L114 49L111 50L112 53V60H110V58H106L104 59V47L102 46V42L105 43L104 46L109 47L108 42ZM66 44H68V42H65ZM135 43V44H134ZM60 44H64L62 41H60ZM47 45H45L46 47ZM115 47V48H116ZM195 52H196V62L192 65V67L190 68H194L196 65H201L203 68V56H204V49L200 46L198 47H194ZM117 55V56H116ZM126 58V61L122 62V57ZM167 57V58H163V57ZM181 56V55H179ZM106 61V62H105ZM146 61V62H145ZM216 61V60H215ZM179 62V63H178ZM178 63V64H176ZM176 64V65H175ZM175 65V66H173ZM180 66L181 69L179 68V70H177L176 66ZM184 69H183V68ZM188 68V69H190ZM204 72V75L206 76V72L203 68L202 70ZM157 72H160L159 74H157ZM195 78L198 80L201 76V74L199 75L196 74V72H194ZM114 80H122L121 78V74L120 73H115L114 74ZM108 82V81H107ZM110 82V81H109ZM205 82V81H204ZM207 83V82H206ZM201 86V85H200ZM154 87H156L154 85ZM160 86H157V92L159 93V88ZM207 87V86H204ZM171 88V87H170ZM187 97H192V96H188ZM168 97H172V95H168ZM202 97H206L205 95L200 96V98ZM94 100H99V99H95ZM174 100V101H173ZM171 101V102H170ZM170 104L173 106L174 111H175V120L178 119V113L177 112H181L182 116H183V111H182V107H181V102L183 101H179L178 98H173L172 100H170ZM187 101L189 102H194L193 99H187ZM163 102V103H162ZM168 103V100L165 101H160V102H131V103H127L128 107L131 108L132 110V122L136 125H140L141 120H140V116L144 118V116H146L145 114H149L151 118L155 115L158 114L159 117L161 116L162 110H163V106L166 105ZM251 103H249L250 106ZM191 106H189V108L191 107V109H193V105L190 104ZM123 104L121 102H119V100L117 101V112L119 113L120 118H126L125 116V112L122 109ZM116 110V107L113 106ZM248 108V107H247ZM197 109V108H196ZM194 110V109H193ZM201 110V109H199ZM198 110V111H199ZM243 116V114L239 113L238 111H233L232 114V118L235 119H240ZM103 117V116H101ZM194 117V115H193ZM154 126L156 128L158 137L161 136L160 134V124L159 121L157 119L156 116H154ZM195 120V118H194ZM143 123V127L146 130H150L151 127V122L149 121H145L144 119L142 120ZM177 123V122H176ZM169 121H166V125L169 126ZM105 125V117H104V121L100 122V126H104ZM4 128V127H3ZM152 128V127H151ZM6 133L2 138L0 136V139H2L0 142H3L2 145V149L5 148L6 144L7 146H10L11 144H13V138L10 137H14L11 133V131H9L8 129H4L3 133ZM2 133V135H3ZM193 133V131H192ZM180 135V133H178ZM193 135H195L193 133ZM10 136V137H7ZM7 137V138H6ZM134 140V142H140L142 145L148 147L149 150H152V146H156L158 147L157 149H155L156 152H167V147L162 144V143H158L156 141H153L151 139H146V138H140L137 136H133L132 134L128 133L127 135V140ZM12 141V142H11ZM132 147L137 148L138 152L137 154L134 153L135 158H136V165L138 167V169H142L145 171V169L143 168L142 164H141V160H140V153L142 151H144V149L136 147L134 145H129V148L131 149ZM14 151V149H13ZM15 152V151H14ZM32 152H28V154L31 156ZM22 156L18 158L20 162H18V169H4L5 173H6V177H7V184L4 186L0 187V218H6L9 214H12L13 217H16L18 219L31 214L34 211H39V207L41 205V199L39 198L42 193L44 192V190L46 188H41L39 193H37L36 188H30V190H32V193H29L26 188L27 186H19V183L17 181H12V177H15L18 172L22 171V173L24 174H28V167L26 165V161L29 158L28 156ZM15 159L14 157L11 159H7L6 161L0 160V164L2 165H12V166H16L17 164L14 163ZM120 159H116V158H111V163L112 165L116 164V162L119 163ZM140 160V163L138 162ZM13 161V162H11ZM3 168V167H2ZM125 170V169H124ZM146 172V171H145ZM148 173V172H146ZM11 174V175H10ZM29 175V174H28ZM132 175L134 176V178H138L140 176L138 171H134L132 172ZM162 176V173L160 174ZM43 181L45 180L47 182L46 187L49 183L50 180H52V178L50 179H42ZM1 181V180H0ZM1 185V184H0ZM62 186H63V181L62 179H58L55 180L53 183H51V188L49 189V195H59L61 194V204L64 205L65 209L68 211L72 210L73 204L70 199L72 194H63L62 192ZM85 186V185H84ZM111 185L109 184V181H104L103 183H90L88 186L86 185L85 187L83 186H78L77 188V195L79 196L78 199V203L76 206L79 207V211H80V215L81 217L85 214H95L96 212H98V210L101 207H106L105 211L107 213H113V211L107 209L110 205H105L104 206V202H108L110 201V203H113L115 201L112 200L111 195H110V187ZM32 187V186H30ZM131 187V191L135 194V192L138 190V181H134L133 185H130ZM96 188H100L103 192L104 195V200H103V204H98V202L95 200L94 198V190ZM86 189V190H85ZM87 191V192H85ZM130 194V199L134 198V194ZM16 195H21L22 197L15 203L13 201V197ZM120 197V195H119ZM136 197V194H135ZM128 198V197H127ZM59 201V200H58ZM89 202V206L87 205L86 202ZM161 202V200H160ZM36 204V206H35ZM38 204V205H37ZM95 205L96 209L95 210L92 206ZM138 205L134 204L131 205V209L133 207H135L137 209V214L139 213L138 211ZM42 208V205H41ZM19 209L20 210V214L16 215L15 210ZM133 212V210H132ZM141 215V213H140ZM139 215V216H140ZM135 217L133 218L122 215V214H116V215H111V214H107V215H100V216H95L92 217V219L88 220V222L83 225H90L92 227L91 230H87V237L90 239L89 242L87 243H81L80 246L83 247V245L88 244L91 242L90 247L93 250L92 252L88 253V261L85 264H119L116 260V258H111L110 255L108 256L106 253L107 251L105 250V254H102L101 251V244L102 242H109L110 241V248L113 250V252H122L124 250L129 249L132 246L133 243V239L137 236L140 235L141 233H135V231L132 229L133 226H131V224L134 223V221L139 217ZM64 217V215H63ZM147 217V216H146ZM143 217L141 219V223H136L135 224V228L136 229L138 226H140V224L143 223V219L146 218ZM164 217V216H163ZM95 219V220H93ZM65 221V220H64ZM24 222V225L21 224V221L18 222L20 229H15L14 233L12 231H6L5 229L0 230V243H2L3 241L7 239H13L14 241L9 243L6 247V250L4 248H0V264H6L7 262H10V264H13L11 259L16 257V254L20 255L19 259H18V263L19 264H60L59 263V258L61 257V254L63 256V254L65 253V255L67 256V261L66 264H75L74 262V257H76L77 254V250L73 251V257L70 256V249H66L64 253H61V250L63 249L65 242L67 240L70 239H75V237L73 236H60L58 238H53L55 237L57 234L60 233V231L62 230V224H57L56 220L53 223V226L51 227L47 217L44 218V224L43 225H38L37 227V236H35L34 234V221L28 220V221H22ZM61 227V228H60ZM42 228H43V234L40 235V233H42ZM32 230V234L29 235V231ZM148 236H146L147 238ZM39 239L36 241H33L29 244H19L18 242H26V241H32L34 239ZM41 238H43V240H47L49 238H53L51 239V241L49 242L48 248L44 247L41 249V245L44 244V242L41 240ZM102 238H104L105 240H102ZM138 238H140L142 240V238L139 236ZM170 238L169 236H166V240H168ZM5 239V240H4ZM92 239V240H91ZM102 240V241H101ZM128 244H131L129 247L124 248L122 250H118L121 249L122 246H126ZM94 244L97 246H94ZM15 245L18 246H23V245H30L31 250L28 248H24L23 251H19V248L16 247L18 249V253H16L15 251ZM116 246V247H115ZM148 246V244H147ZM52 247V250H51ZM76 247V245H74V248ZM118 248V249H117ZM111 252V251H110ZM109 252V253H110ZM86 249H82L80 250L79 254V260L80 262H85L86 261ZM112 253V252H111ZM29 258V261H27V259ZM140 262V258L137 259L136 262ZM136 262H133L131 264H134ZM138 262V264H139Z\"/></svg>",
    "mask_w": 264,
    "mask_h": 264
}]
</instances>
